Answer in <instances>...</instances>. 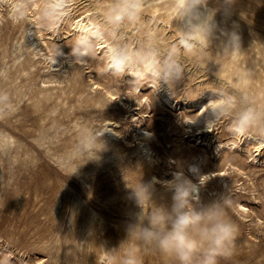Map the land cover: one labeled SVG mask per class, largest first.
Wrapping results in <instances>:
<instances>
[{"label": "rangeland", "instance_id": "rangeland-1", "mask_svg": "<svg viewBox=\"0 0 264 264\" xmlns=\"http://www.w3.org/2000/svg\"><path fill=\"white\" fill-rule=\"evenodd\" d=\"M32 1L23 3L30 7L28 12L37 7L40 10L43 36L51 48L41 52L53 56L62 71L49 69V60L43 56L22 52L23 28L8 24L7 4L0 0V258L10 256L8 264H27L24 259L28 264L37 259H42V264H97L104 248H118L127 238L129 225L135 222L140 208L131 197L132 189L153 182V199L141 193L145 212L156 204L168 206L171 194L158 181L171 179L174 170L181 167L187 174L188 163L193 162L200 171L227 172L204 181L200 191L204 202L225 194L231 201L228 216L238 226L232 253L220 258L219 264H264V154L256 172L250 171L246 165L251 157L241 159L238 155L245 143L235 151L216 150L217 143L234 138L227 131L228 120H221L207 137H200L196 130L190 131L181 123L182 115L196 113L198 103L215 98L210 90L199 101L190 99L197 96V92L191 93L192 88L223 85L233 94H240L230 89V82L222 77L223 66L230 70L232 60L231 52L222 49L225 33L244 35L239 34L240 39L244 38L242 44L247 42L244 49L240 47L245 52L241 56L259 69L258 48L254 46L264 34V0H208V8L217 10L210 47L196 55H186L180 49L183 77L169 87L164 84L171 99L161 97L159 102L150 96L149 82L134 91L137 84L132 77L102 73L101 48L97 47L96 56L86 58L82 64L71 65L56 55L60 50L68 53L79 34L69 30L75 18L89 13L99 22V12L108 0H71L65 17L54 26L55 16H45V4L50 0H36V8ZM152 2L146 0L141 19L125 25L120 34L126 43L139 45L145 42L147 33H153L156 47L166 53L178 45L179 32L159 19L163 10L154 14L146 10ZM52 10L49 12L54 13ZM240 73L237 75L244 89L253 93L250 100L261 108L262 95L258 94L259 88L264 89V79L256 84L255 79H244ZM48 74L54 80L44 82ZM92 80L97 87L90 86ZM106 88L114 92L109 97L103 94ZM136 94L150 96V103L143 96L140 102ZM189 102L197 104L188 106L190 111L179 109ZM137 118L141 120L137 122ZM106 119L116 121L115 128L121 131L118 136L99 134ZM139 125L156 134L149 141L151 157L138 152L139 139L135 135ZM87 131L101 136L95 147L102 150L86 162L87 157L78 155L77 146ZM237 168L246 172L239 173ZM239 202L249 211L240 209ZM139 247L143 264H176L149 247Z\"/></svg>", "mask_w": 264, "mask_h": 264}, {"label": "clouds", "instance_id": "clouds-1", "mask_svg": "<svg viewBox=\"0 0 264 264\" xmlns=\"http://www.w3.org/2000/svg\"><path fill=\"white\" fill-rule=\"evenodd\" d=\"M145 3L146 0H108L99 12L102 19L90 21L88 26L80 25L70 51L60 50L56 55L64 57L71 65L82 64L86 58L95 57L97 46L103 45L102 73L118 78L128 75L137 85L147 81L157 89L161 84L169 87L183 77V66L179 61L181 48L186 55H196L210 47L217 27L214 19L217 10L208 8V0H176L174 18L179 22L178 45L164 53L156 47L153 33H147L145 42L139 45L126 43L120 34L125 25L136 24L141 19ZM49 15L46 9L45 16ZM225 36L222 49L237 53L241 47L239 35L231 32ZM228 87L240 94H233L223 85L208 88L215 98L210 99L199 113L212 114L211 123H205L207 130L213 131L221 120H228L227 131L236 140L251 137L264 142V109L250 100L244 91L243 80L230 82ZM100 140L101 136L85 132L77 146L78 155L87 157L86 162L95 159L102 150L95 147ZM188 172L196 182L182 167L173 172L171 179L158 181L163 190L171 194L168 206L156 204L145 212L140 203L141 193L149 194L153 199V182L132 189L131 197L140 208L135 222L129 225L127 238L118 248H104L97 264H143L139 245L155 250L176 264H219L220 258L231 255L238 232V226L228 216L231 201L225 194L209 202L202 201L200 191L204 183L200 182L201 175L195 165H190ZM148 185H151L150 189ZM10 259V256L0 258V264H8Z\"/></svg>", "mask_w": 264, "mask_h": 264}, {"label": "bare ground", "instance_id": "bare-ground-1", "mask_svg": "<svg viewBox=\"0 0 264 264\" xmlns=\"http://www.w3.org/2000/svg\"><path fill=\"white\" fill-rule=\"evenodd\" d=\"M3 1L7 4V11H6V15H5L6 17L5 18H7L8 24H10L12 27L13 26H15V27L16 26H21L23 28L22 29L23 30L22 31L23 39L21 40V43H20L21 48L23 47V51L22 52L29 51L30 55L43 56L42 58H44V60L45 59L47 61L49 60L48 61L49 62V69L62 71L61 70V66H58V63H57V61L54 60L53 56H51L46 51L41 52L42 49H44V48H48L49 50H51V48L49 46L48 41L43 36L42 27H41L42 17H41L40 14H38L40 10L37 7L39 5L36 2V0H33L31 2V4H33V6L35 8L36 7L37 8H36V10H31V11L29 10L30 12L27 11L30 7H26L24 5V3H23V0H3ZM69 1H71V0H50V2H48V4H45L46 9H48L49 11H51L52 9H55L53 11L54 13L51 12L50 15H49V16H55L54 17L55 22H53L52 26H54L55 25L54 23H57L58 20L63 19V17H65L64 15H65L66 11L69 10V4L67 3ZM151 1H153V2L150 3L151 4L150 7H148L146 10L148 12L152 13V14H154L158 10H163V12H161L158 15L159 19H162L164 22H168L172 26L177 27L176 29L179 32V22H177L175 20V18H174L175 17V2H176V0H151ZM20 16H23L24 18L17 19V17H20ZM1 17H3V13H2L1 6H0V19H1ZM90 21L91 22H98L97 20L92 19L89 16V13H85L83 16H81V17L79 16V17L75 18V20L73 22L74 26L71 27L69 30H73L74 32L77 31V33H79V26L80 25L88 26ZM250 29H251V27H250ZM242 31L244 32V30H242ZM254 31H256V30H254ZM250 32H252V31H250ZM256 32L258 33V30ZM259 32H261V31H259ZM239 34H241V33H238V35ZM241 35H243V34H241ZM249 35L251 37L252 34H249ZM245 36L247 37L248 35L246 34ZM243 39L244 38L240 39L241 47L243 45H245L244 43L246 42V40H245V42L242 44V42H243L242 40ZM247 39H249V38H247ZM258 39L260 41L258 43V40H256L257 43L255 44L254 47L258 48L257 49V54H259L258 55L259 60H258V62L257 61L256 62L259 65V66H257V67H259V69L255 68L256 64H254V68H253L252 61L251 62L248 61V58L246 56L245 57L241 56V54H245V52L243 50L244 48L242 47L243 49L240 48L237 53H232L231 52L232 60H230V63H231V65H229V67H231L230 70L226 69L227 67L223 66L224 69L222 71L224 73H222V77H224L227 80V82L229 81L231 83H235L237 81V79H238L237 73H240L239 70H243V72L240 73V76L242 75L244 79L253 78V79L256 80V84L257 83L261 84L264 81L263 80L261 82V79H264L263 78L264 77V51H263V48H264V34L262 33V35ZM249 41H250V39H249ZM260 44H262V46H260ZM252 45H254V44H252ZM97 47L104 50V46L103 45H98ZM246 48H245V50H246ZM255 51H253V52L255 53ZM223 58H224V56H223ZM260 60H261V62H260ZM49 76H50V74L47 75L48 79H46V80L44 79L43 81L45 82V81H53L54 80V79H51ZM97 85L98 84H96V82L93 81V80L90 83V86L92 88L97 87ZM262 85L264 86V84H262ZM138 87H139L138 85H135L134 86V91ZM147 87L149 88L150 96L153 98L154 102L161 101V97H164V98H166L168 100L171 99V97L165 91V85L164 84H161V86L158 89L155 86H152L150 83H149V85H147ZM141 90L142 89H140V91ZM259 90H260V92H259L258 95L259 96L262 95L261 96V100L263 101V102H261L259 100L260 104H261V109H264V89L263 88H259ZM190 91H191L192 94L197 92V96L194 99H196V101H199L200 96L203 93L205 95V93H207L208 91L210 92V89H201V86H199V87L192 88ZM244 91L249 96V98H253L252 91H248L246 89H244ZM230 92H232V91H230ZM113 93L114 92L110 91L107 88L103 91V94L108 96V97L111 96ZM186 93H188V91ZM142 96L144 97V101L145 102H149L150 99H151V97L148 96V95H142ZM142 96H139L138 94L135 95V97H138V100L140 102H142V100H143ZM118 97H120V95ZM119 100L122 101V98L120 97ZM172 100H174V99H172ZM122 103H124V102L122 101ZM192 104H197V102L190 103V105L186 104L184 107H180L179 109L182 108L183 110L187 111V110H189L188 106H191ZM206 104L207 103H198L197 111H196V113L193 116H190L188 114H184V115L181 116V123L185 124V126H187L190 131L196 130L197 131L196 133L200 134V137H202L203 135H206V137H207L208 134L210 132H212V131L207 130V127H206V124H205V123H207V124L211 123L210 117H211L212 114L210 112H206V113H204V115H199V113L201 112V109ZM140 120L141 119L137 118V122H139ZM115 122L116 121H112L111 119H106V122L104 121V124L102 125V127H100L98 129L99 134H101V135L110 134V135H117L118 136L121 133V131H119L118 129L115 128V126H117V123L115 124ZM138 129H139V131L136 132V135H135L139 139L138 140V152H141V153L151 157L152 148L149 145V141L153 137H155L156 134L153 131L142 127V125H139ZM196 133H194V134H196ZM206 137L202 138V140L206 139ZM244 143L246 145L241 149L240 152H238V155L240 156L241 159H246V155L250 156L251 157V162H249L248 165H246V167H249L250 171L256 172L255 167H256L257 164H260L258 161H259L260 157H262L263 154H264V142H261L259 139L248 137V138H242L241 140L238 141L235 138H231V139H228V140H226L224 142L217 143L216 144V150H218V152H219V149L221 148V149H225V150L226 149H233V151H235V149H234L235 147H239L240 144H244ZM202 144H205V142H203ZM180 150L182 152L184 149L181 148ZM188 164H189V166L190 165H195L196 166L199 174L201 175L200 176V179H202L200 181L201 183H203L207 179H212L217 174L219 176H225L226 173H227L225 169H220L217 172H215V171H210V172L200 171V168H198L197 164H194L193 162L192 163L190 162ZM237 169H238L239 173L246 172V171H243L240 168H237ZM175 171H177V170H174V172ZM187 171H188V168H187ZM187 174L189 175L190 178H192V176H191L192 174H190L189 172H187ZM165 180H168V179H165ZM194 182H196V181L194 180ZM238 205L240 206V209L245 210V212L249 211V207L245 206L244 204L239 202ZM259 221L262 222V220H259ZM24 262L28 264V260L24 259ZM42 263H43L42 259H37V261L35 263H32V264H42Z\"/></svg>", "mask_w": 264, "mask_h": 264}]
</instances>
